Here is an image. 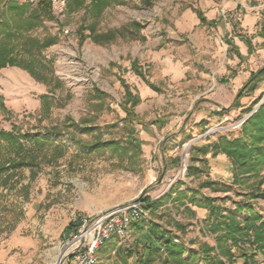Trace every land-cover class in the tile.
I'll list each match as a JSON object with an SVG mask.
<instances>
[{
  "label": "rangeland",
  "instance_id": "obj_1",
  "mask_svg": "<svg viewBox=\"0 0 264 264\" xmlns=\"http://www.w3.org/2000/svg\"><path fill=\"white\" fill-rule=\"evenodd\" d=\"M8 1L0 0V15ZM16 1L25 5L24 11L16 13L21 16L28 15L38 2ZM49 1L53 18L44 19L43 25L31 34L40 38L57 37L56 43L43 52L50 71L36 81L19 67L0 69V102L4 105L0 107V129L56 128L59 134L53 140L65 144L67 150L60 156L47 151L37 159L36 166L19 171L10 189L0 188V264H51L57 249L74 239L79 224L74 217L91 219L103 209L115 206L117 209L141 199L160 200L171 191L183 198L200 189L197 198L206 200L209 196L225 212L224 218L236 206H249L264 215V199L249 197L257 179L244 178L240 184L233 183L226 155L199 152L202 146L221 135H238L241 125L259 108L257 105L263 104L264 80L253 92L240 94L251 73L264 67V59L259 56L252 64V71L244 64V69L239 66L228 74L216 72L214 79L220 88L225 85L226 75L239 80L235 92L228 88L227 94L218 91L221 94L218 100L206 94L195 97L203 86L194 90L192 86L176 85L172 76L165 73L190 60H206L208 54L202 53L205 45L194 42V35L202 38L201 29L206 32L204 37L211 32L221 33L222 26H216L215 20L206 17L212 7L211 0H113L99 15L90 12L89 0L79 8H68L67 0ZM223 9L219 17L224 23L229 22L231 11ZM198 12L204 22L200 21ZM17 17L14 14L13 20L18 21ZM243 42L250 54L252 42L246 39ZM230 46L242 58L235 44ZM260 46L264 47V41ZM187 79L186 74L181 82ZM124 86L139 98L132 109L136 118L131 122L125 119L122 109L126 101ZM147 89L152 91L151 96L147 95ZM44 95L48 98L47 110L42 105ZM260 96L259 102L248 111ZM236 100L240 104L238 108ZM201 115L204 119L194 123ZM171 116L174 120L180 117L179 121L167 132H161L157 120L165 119L171 124ZM183 122L184 132L177 131ZM129 123L141 147L140 156L132 163L110 150L88 147L99 139L125 138ZM89 125L91 132L79 130ZM152 126L154 133L150 131ZM207 131L210 133L205 135ZM189 166L196 168L193 175H188ZM209 179L222 183L221 187L216 186L221 190L207 187ZM168 200L174 201L175 196H169ZM191 205L194 209L187 207L189 210H183L187 212L184 215L180 212L181 200L178 201L179 207L172 211L175 214L172 223L176 232L188 235L190 244L198 248L193 264L219 261L229 264L217 247L222 231L213 232L210 228L213 220L207 223L202 217L204 210L210 213L211 208L208 204L207 207ZM241 211L236 212L237 218L248 213ZM70 223L76 224L73 230H68ZM178 224H188V228L183 231ZM173 238L175 241L176 237ZM20 240L31 243L25 246ZM127 246L126 251L132 244ZM205 248L211 251L203 253ZM232 251L236 259L233 264H242L239 251ZM69 257L61 264H72ZM101 259L99 264H105V253L100 255ZM255 260L264 264L261 255Z\"/></svg>",
  "mask_w": 264,
  "mask_h": 264
},
{
  "label": "trees",
  "instance_id": "obj_2",
  "mask_svg": "<svg viewBox=\"0 0 264 264\" xmlns=\"http://www.w3.org/2000/svg\"><path fill=\"white\" fill-rule=\"evenodd\" d=\"M86 0H67L68 8H79ZM113 0H89L90 12L99 15L106 7L112 4ZM25 5H19L16 0H9L5 4V9L0 15V69L5 67H19L27 71L32 78L40 81L43 73L50 71L45 64L46 58L44 50L56 43L57 37L45 35L42 38L33 36L31 32L43 25L44 19H52V10L49 0H38L32 11L21 16L16 14L24 9ZM24 11V10H23ZM18 15V21L13 20V16ZM201 22H204L202 14L198 12ZM93 34L92 31L90 35ZM228 44H232L228 42ZM133 68V67H132ZM140 77L142 74L135 70ZM264 80V67L251 73L245 83L242 92H253L257 85ZM148 85L155 89L152 84ZM125 87L126 101L122 103L125 119L131 122L135 120L136 114L133 107L139 102V98ZM239 95V96H240ZM259 99L248 107V111L259 102ZM43 108L48 109V98L42 96ZM127 105L129 107H127ZM3 108V102H0ZM235 107H240L238 100ZM128 132L125 138H110L106 140H96L91 146V150H110L111 152L125 157L130 163L138 159L141 154L139 139L135 129L129 123ZM81 132H91L92 126L80 127ZM59 131L56 128L22 131L13 126L10 130L0 129V188L10 189L13 179L19 171L25 167L33 168L37 164V159L45 155L47 151L54 152L58 156L65 153L67 147L61 142H54L53 137H58ZM203 155L211 152L212 156L224 154L230 161L233 175V183L240 184L245 179H257L254 188L250 190L249 197L253 200L264 199V102L252 115L241 125L238 135L228 137L219 136L213 142L202 146L199 150ZM196 171L194 166L188 167V175H193ZM143 200V199H141ZM147 202V200H145ZM211 208L210 216L213 217L211 224L212 231H222L219 236L217 247L227 258L229 264L235 263L234 252L239 251V256L243 259L242 264H255L256 256L260 253L264 256V218L249 211L248 217L242 222L235 213L240 207L236 206L233 211H228L224 218L221 209L213 204L212 199H206L204 203ZM149 206V205H148ZM150 205L149 207H153ZM250 210V209H249ZM79 223V222H76ZM214 223V225H213ZM79 225V224H78ZM76 224L70 223L68 230H73ZM139 226L138 229H142ZM154 235V234H153ZM163 239V248L170 257L177 258L178 263H185L181 257L183 247L163 235H157ZM220 241V243H219ZM226 244V247H223ZM149 253H154L159 247H150ZM203 253L210 252V248H205ZM206 262V258L203 257ZM218 264H223L219 261Z\"/></svg>",
  "mask_w": 264,
  "mask_h": 264
},
{
  "label": "crops",
  "instance_id": "obj_3",
  "mask_svg": "<svg viewBox=\"0 0 264 264\" xmlns=\"http://www.w3.org/2000/svg\"><path fill=\"white\" fill-rule=\"evenodd\" d=\"M210 5L212 7L208 11V16H205L209 20H215L216 26H222L221 33L218 35L211 32L209 35L204 37L203 34H206V32L204 33V30L201 29L199 30V33L203 36L202 38H199L200 36L197 34L196 36L194 35V42L198 43L199 45H205V49L202 51V53L208 54V56L205 57L206 60L204 62L190 60L185 65L180 64L175 67H171L170 69L168 68L169 70H166L165 73L172 76V82L176 85L192 86L194 90H198L197 87L203 86L202 91L197 92L195 97L206 94L212 95V100H218L221 97L220 93L224 91V94H227L229 92L227 88L235 92L239 87L237 86L239 80L227 78L228 76L226 75L225 85H223V88H220L219 82L217 83L214 79V74L216 72L222 73V75L225 73L228 74L231 69H236L239 66L244 69V64L248 65L250 67V71H252V64L257 61V58L260 56L262 59H264V47L260 46L264 41V0H234V2H228L227 0H211ZM223 8H228V10L231 11L229 14V22L224 23L221 17H219V12ZM213 28L215 27H212V29ZM208 32L209 31H207V33ZM245 39L248 42H252L251 49L249 50L250 54H248V47L243 42ZM228 41L235 44V46L238 48V53L242 56V58H239L237 56V52L232 50V47L227 44ZM250 71H248L247 75H249ZM186 74L188 75V79L181 82L182 79H186ZM147 91V95L151 96L152 91L148 89ZM218 91H220V93H218ZM170 118H172L170 120L171 124L169 123L170 125L166 123L165 119H162V121L157 120L158 126L161 128V132H167L169 129L175 126L180 117H178L177 120H174L175 117L173 118V116ZM201 119H204L202 115L200 118H198V120H194L193 122L198 123ZM183 126L184 122L180 125L177 131L184 132L186 128L183 130ZM151 130L152 133H154L155 126H152L150 131ZM221 184L222 183H218L209 179L205 185L209 188H218L216 186L219 185L221 187ZM224 185L226 186L227 184L225 183ZM218 189L221 190V188ZM177 190H180V188ZM200 192V189H195L190 195H183L184 197L182 198L181 196L178 197L176 192L171 191L167 197L160 200H153L152 198H149L147 202H145V206L150 212L149 219L132 224L130 227V235L127 239L122 240L116 235L110 236L99 248V263L100 261H103L102 259L100 260V255L102 257V253H105L107 262H105V264H163L162 261L165 262L164 264H176L177 258L170 257L166 254V251L163 248V239L155 237L157 235H163L164 238H169L172 241H174L173 237H176L174 242L181 244L183 247V253L181 257L186 263L190 262L193 264L195 261L193 257L198 256V248H194L193 245L190 244L189 240L187 239L189 238L188 235L183 236L175 231V227L172 223L174 222L173 217L175 214H173L172 211L174 207H179L178 201L180 200L182 203L180 212L184 213V215H186L187 212H183V210L186 209L185 211H188L189 208L187 207L192 208L191 203L199 206L204 204V199L201 200L197 198ZM169 196H175V200L167 201ZM208 198L210 197L208 196ZM187 201H190V203ZM152 204L154 206L149 207ZM115 207L103 209L102 211L111 210ZM248 207L249 206H240V210L238 212H242L241 210H247L248 213L251 211L264 218V215L261 212L255 210L254 208L252 209ZM204 213V216H202L203 219H206V222L210 223L209 221H212L213 217L210 216V213L207 209L204 210ZM248 213L243 218L238 219L242 222L248 217ZM222 214H225V212L223 211ZM141 225L143 228L138 229V227ZM187 225L188 224H178L179 228L183 231L188 228ZM19 243L26 246L30 245L31 242L28 240H20ZM128 243L132 244V247L128 248V251H126V248L128 247L127 245H129ZM149 246L159 247V249L154 253H149ZM258 255L261 254L259 253ZM165 256H167V260L164 259ZM261 256L264 259V256ZM223 264L225 263L223 262Z\"/></svg>",
  "mask_w": 264,
  "mask_h": 264
},
{
  "label": "built area",
  "instance_id": "obj_4",
  "mask_svg": "<svg viewBox=\"0 0 264 264\" xmlns=\"http://www.w3.org/2000/svg\"><path fill=\"white\" fill-rule=\"evenodd\" d=\"M149 216L150 212L146 208L145 202L135 200L109 212L100 211L91 219L74 217V221L79 220V225L72 241L77 237H82L86 228L94 226L91 234L88 237H83L70 253L69 258L72 264H99V248L110 236L116 235L122 240L127 239L130 235L131 225L148 220Z\"/></svg>",
  "mask_w": 264,
  "mask_h": 264
},
{
  "label": "bare ground",
  "instance_id": "obj_5",
  "mask_svg": "<svg viewBox=\"0 0 264 264\" xmlns=\"http://www.w3.org/2000/svg\"><path fill=\"white\" fill-rule=\"evenodd\" d=\"M188 147V146H187ZM118 209V208H117ZM93 226H89L86 228L83 232L82 237H77L74 241L68 242V244L64 247L58 248L57 249V254L53 258L51 264H61L62 261L76 248V244L82 240L83 237H88L91 234V231L93 229Z\"/></svg>",
  "mask_w": 264,
  "mask_h": 264
},
{
  "label": "water",
  "instance_id": "obj_6",
  "mask_svg": "<svg viewBox=\"0 0 264 264\" xmlns=\"http://www.w3.org/2000/svg\"><path fill=\"white\" fill-rule=\"evenodd\" d=\"M261 103H259L258 105H257V107H259V105H260ZM256 107V108H257ZM255 108V109H256ZM252 113V112H251ZM251 113L250 114H248V116L247 117H249L250 115H251ZM210 133V131H207V132H205V135H207V134H209ZM121 207V206H120ZM114 209H116V208H114ZM111 210H113V209H111ZM110 210H107V211H105V212H109ZM70 255V254H69Z\"/></svg>",
  "mask_w": 264,
  "mask_h": 264
}]
</instances>
